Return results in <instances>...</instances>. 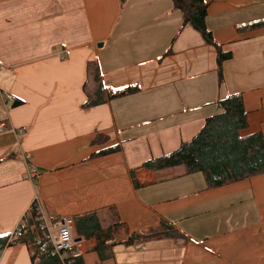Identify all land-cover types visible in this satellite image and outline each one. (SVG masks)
I'll use <instances>...</instances> for the list:
<instances>
[{
	"label": "crops",
	"instance_id": "1",
	"mask_svg": "<svg viewBox=\"0 0 264 264\" xmlns=\"http://www.w3.org/2000/svg\"><path fill=\"white\" fill-rule=\"evenodd\" d=\"M205 1L233 55L222 86L216 50L173 0H0V238L38 200L52 223L97 212L105 228L123 224L106 261L84 236V264H264V174L209 188L202 173L142 159L154 139L178 149L230 95L244 100L242 135L264 136V0ZM94 63L105 88L141 91L85 109ZM164 224L185 238L120 244ZM0 264H34L31 245L1 249Z\"/></svg>",
	"mask_w": 264,
	"mask_h": 264
},
{
	"label": "trees",
	"instance_id": "2",
	"mask_svg": "<svg viewBox=\"0 0 264 264\" xmlns=\"http://www.w3.org/2000/svg\"><path fill=\"white\" fill-rule=\"evenodd\" d=\"M175 9L183 15V26L192 27L205 42L214 47L217 53L218 84H224V63L231 60L233 55L225 52L218 45L206 24L208 2L205 0H173ZM257 27L259 24H252ZM89 77L93 78L96 88L93 92L85 90L87 102L85 109L103 105L125 96H130L141 91L137 86L124 88H105L101 82L100 70L96 63L89 64ZM21 101L13 107L21 105ZM211 107L215 112L206 118L204 126L190 141L183 142L174 152L159 158H152L144 167L155 172L174 169L184 166L186 174L202 173L209 188H217L229 183L252 178L264 174V136L254 133L243 136L248 127L247 112L242 95H230L219 100ZM119 146L110 147L100 151L93 157L118 153ZM77 232L87 239L93 238L96 246L93 248L98 253L101 261L113 257L115 234L123 226L121 222H112L108 227H103L97 212L78 215L75 217ZM34 234L21 238L18 242L26 240L30 245L34 241ZM184 239L172 226L164 224L157 229H149L143 233H132L121 242V245L132 246L143 241L158 238ZM7 238H0V250L6 247ZM34 263V260H33ZM39 264H62L53 249L49 248L41 254ZM74 264H84L80 258L74 259Z\"/></svg>",
	"mask_w": 264,
	"mask_h": 264
},
{
	"label": "built area",
	"instance_id": "3",
	"mask_svg": "<svg viewBox=\"0 0 264 264\" xmlns=\"http://www.w3.org/2000/svg\"><path fill=\"white\" fill-rule=\"evenodd\" d=\"M5 102L7 105H11L13 96L6 95ZM4 129L5 125H0V134ZM30 175L34 178L33 173ZM32 233L35 235L34 241L30 244L34 264L40 263L41 254L49 248L53 249V254L59 258L62 264H74V259L90 248L88 240L78 234L74 218L65 217L52 223L38 200H35L16 229L8 235L6 247Z\"/></svg>",
	"mask_w": 264,
	"mask_h": 264
},
{
	"label": "rangeland",
	"instance_id": "4",
	"mask_svg": "<svg viewBox=\"0 0 264 264\" xmlns=\"http://www.w3.org/2000/svg\"><path fill=\"white\" fill-rule=\"evenodd\" d=\"M203 126H204V124H203ZM198 127H200V126H198ZM201 129L202 128H200V130ZM200 130H198V131H200ZM193 135L195 136L196 134H193ZM194 136H191L189 138V140H187L186 142L190 141ZM149 143L151 144V146H153L152 152L150 150H148L147 153H146V155L142 156V159H146L147 160V159H149L151 157V155H156L157 157H161V156H163L165 154L174 152L177 149L176 146H174L173 144H170V143L169 144H164L163 143L161 145L159 143V140H155V139L154 140H151ZM142 144L144 146H146L148 144V142H142ZM151 153H153V154H151ZM157 157H155V158H157ZM179 168L184 169L185 167L184 166H180Z\"/></svg>",
	"mask_w": 264,
	"mask_h": 264
},
{
	"label": "water",
	"instance_id": "5",
	"mask_svg": "<svg viewBox=\"0 0 264 264\" xmlns=\"http://www.w3.org/2000/svg\"><path fill=\"white\" fill-rule=\"evenodd\" d=\"M99 47L102 48L103 47V44H100Z\"/></svg>",
	"mask_w": 264,
	"mask_h": 264
}]
</instances>
